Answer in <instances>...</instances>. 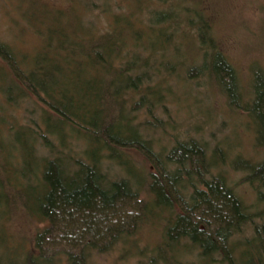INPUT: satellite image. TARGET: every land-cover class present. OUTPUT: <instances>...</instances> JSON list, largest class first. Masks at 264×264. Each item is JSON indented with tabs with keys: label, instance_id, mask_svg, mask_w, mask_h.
<instances>
[{
	"label": "trees",
	"instance_id": "trees-1",
	"mask_svg": "<svg viewBox=\"0 0 264 264\" xmlns=\"http://www.w3.org/2000/svg\"><path fill=\"white\" fill-rule=\"evenodd\" d=\"M4 1L10 5L15 2L20 20L13 18L14 23L38 32L42 44L27 56L0 37V56L14 71L11 75L7 66L0 65L4 100L18 103L20 98L31 99L28 89L51 111L41 106L40 117L23 124L4 113L0 104V220L5 221L15 202L8 194L10 189L15 194L25 182L40 183L46 191L40 196L35 194L38 207L28 209L20 203L27 214L40 221L57 218L68 223L66 233L86 246L102 242L112 233L110 226L104 225L109 217L103 213H115L113 207L118 200L137 195L133 190L134 173H127L129 176L120 180H108L101 172L102 154L106 152L109 160L123 168L121 157H131L124 150L126 147L140 145L153 154L150 139L144 140L133 126L126 105L137 103V108L152 113L167 97L163 82L176 72L179 64L188 67V73L197 71L213 76L227 88L231 100L239 102L236 70L209 35V18L197 0H159L168 5L165 10H153L144 6V0H132L136 6L129 13H114L107 32L94 30L92 22L85 25L79 10L39 6L35 0ZM199 59L201 64L197 65ZM152 76L157 77L154 86L142 88ZM252 88V101L246 109L255 125V144L264 150L262 72H255ZM118 122L120 128H115ZM49 136L58 138L61 145L56 147L42 140L53 156L57 154L56 158L37 154V142ZM70 137L84 141L86 160L72 161L68 153L64 154ZM161 152L164 160L155 152L152 155L159 161L160 174L153 175L149 197L140 207L150 222L159 220L165 232V238L156 247L158 254L164 260L169 254L179 259L178 251L186 249L181 244L184 241L185 246L200 251L203 264H264V224L255 223L256 217L264 218V208L254 212L224 175L206 177L205 171L212 165L206 161L200 143L177 140L170 151ZM71 163L75 170L69 168ZM236 164L246 174L244 182H250L258 191L257 199L263 198L264 158L255 163L242 156ZM196 176L201 177L204 188L198 186ZM174 202L181 205L183 213L173 214ZM203 206L212 219L210 225L204 220L206 215L199 212ZM98 214L105 216L99 218ZM248 227L254 236L236 239ZM121 228L125 227L117 231ZM18 242L24 249L23 255L17 259L13 254L16 249L5 247L0 251V263H56L55 255L42 256L26 249L25 240ZM171 243L174 245L170 247ZM7 252L13 257L6 258ZM215 253H220L221 258L215 259Z\"/></svg>",
	"mask_w": 264,
	"mask_h": 264
},
{
	"label": "rangeland",
	"instance_id": "rangeland-1",
	"mask_svg": "<svg viewBox=\"0 0 264 264\" xmlns=\"http://www.w3.org/2000/svg\"><path fill=\"white\" fill-rule=\"evenodd\" d=\"M35 1L39 3V6L42 4L59 7L66 11L79 10L82 12L79 13L83 14L82 22L85 25L92 22L95 24L94 30L104 32L109 31L108 24L114 13H129L135 5L132 0ZM107 3L108 8H106ZM197 4L202 12H205L206 18H209L208 22L211 27L209 35L226 53L236 70L240 101H232L227 88L219 84L213 76L197 71L188 73V67L179 64L176 72L171 73L169 78L163 82L164 96L167 97H164L165 100L161 105L155 106L152 113H148L146 108H137V103L133 102L128 104L129 106L126 105V108L139 134L144 140L150 139V146H152L153 154L156 153L155 156L158 154L160 159L164 160V154L161 151L166 149L167 152L170 151L177 140L200 143L204 149L206 161L212 165L208 171H205L206 177L224 175L229 185L233 186L245 203L251 206L254 212H260L264 208V197L257 199L258 191L252 187L250 182H244L246 174L237 168L236 162L239 158L242 159V156L255 163L264 158V150L255 144V125L250 120L249 111L246 109L253 97L252 81L255 72L259 71L264 74V0H197ZM84 5H87V8H84ZM14 6L15 2L10 5L4 0L0 4V37L28 56L41 47L40 35L34 30L22 27V23L18 25L14 23L13 18L20 20ZM144 6L153 8V10L168 8L165 2L159 0H144ZM105 9L108 10L105 11ZM68 13L70 15V12ZM182 27L186 28L184 24ZM195 32L196 30H193L191 34L194 35ZM184 49L191 55L189 49L185 47ZM1 64L9 69L7 62L5 63L0 56ZM200 64L199 59L197 65ZM9 71L13 75L14 71L11 68ZM152 77L144 81L142 88L154 86L156 83L154 80L157 77ZM223 78L226 79L225 82H228L227 77L223 76ZM27 92L33 99L20 98L18 103H9L4 100L5 94L0 90V104L3 105L4 113L9 117H15L23 124L29 123L32 118L40 117L41 106L51 111L37 99L35 94L28 89ZM33 109H36L35 113H31ZM120 125L121 123L118 122L115 128L117 126L120 128ZM152 128L156 131L153 132ZM42 140L58 147L61 146L58 138L49 136L37 142L39 156L56 158L57 154L53 156ZM66 144L67 150L64 154L68 153L67 157H70L72 161L86 160L82 139L70 137ZM124 150L131 156L130 158H126L128 155L121 157L124 168L115 161L109 160L106 152L102 154L101 172L108 180L126 178L129 176L127 173L131 174V172L134 173L133 176L136 175L133 177L136 182L133 190L137 195L131 199L118 200L113 207L116 209L115 213H103L107 218L109 217L104 225L110 226L112 231L110 237L102 242L86 246L85 243L75 241L74 237L66 233L68 223L57 218L51 221H40L36 219V216L27 214L20 203L28 209L38 207L34 196L36 193L40 196L45 187L40 186V183L36 185L25 182L15 194L13 189H10L8 193L15 202L12 203L5 221L0 220V251H3L5 247L15 248L16 251L13 254L19 259L24 249L18 241L25 240L26 249L35 250L37 254L45 257L55 255V264H203L200 251L189 248V245L185 246L184 241L181 244L186 249L178 251L181 252L179 259L169 254L164 260L158 254L156 247L165 238V232H162L159 220L150 222L141 213L140 207L149 197L148 186H150L153 175L160 174V164L154 156L152 157L153 154L150 151L142 149L140 145L126 147ZM69 168L76 169L73 163L69 164ZM136 171L141 174L138 176ZM200 178L197 177L198 186L204 188ZM141 181L142 184L139 183ZM173 208V214L184 212L179 203L174 202ZM204 209L203 206L199 212L206 215L204 220H207V224L210 225L209 221L212 219L207 215L209 212ZM103 214H98L99 218H103L105 216ZM133 218L135 220L133 224H130ZM255 223L263 225L264 218L256 217ZM120 227L125 228L117 231ZM75 233L78 234L79 229ZM9 235L12 236L11 239ZM252 236H254L253 230L248 227L245 232L241 231L237 234L236 239L244 240ZM173 245L171 243L170 247ZM170 247L166 246L167 253ZM214 256L215 259L221 258L220 253H215ZM5 257L13 256L7 252ZM74 259L78 260V263Z\"/></svg>",
	"mask_w": 264,
	"mask_h": 264
}]
</instances>
